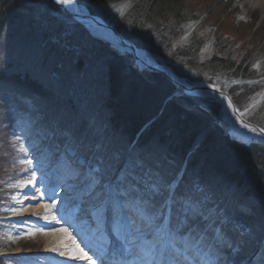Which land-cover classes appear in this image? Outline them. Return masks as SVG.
Instances as JSON below:
<instances>
[{"label":"rangeland","instance_id":"1","mask_svg":"<svg viewBox=\"0 0 264 264\" xmlns=\"http://www.w3.org/2000/svg\"><path fill=\"white\" fill-rule=\"evenodd\" d=\"M30 1H32L30 7L33 9L35 16L40 17L47 25L60 26L59 32L53 34L74 37L76 41H83L90 47L91 43L88 40L92 39L108 42L116 48L125 49L115 40L111 32L91 27L86 28L85 25L79 24L71 18L69 13L63 11L82 16L89 15L90 9L86 0H84L83 6L75 0H69L68 4H64L67 9H59L52 0ZM143 2L149 5L150 1H105L104 15L109 19L111 25L118 28L121 27L122 23L123 27L126 22L128 24L129 20L125 19L133 12L132 8L141 6ZM151 5L153 4L151 3ZM91 9L96 10V6ZM151 13L156 14L158 10L154 8ZM95 15L99 17L102 12L98 11ZM36 31H38L39 36L41 35L39 39L42 40L46 36L42 34L43 31ZM140 31L139 43L147 48H143V58L141 59L150 64L155 61H162L164 65L176 68L181 75L183 73L186 76L184 78L190 86L207 87L221 92L233 90L237 98L241 96V112L246 119L264 118V7L257 10H253V8L243 10L241 5H237V0H171V11L166 15V19L156 23H146ZM134 32V29L129 32V35L133 38H135ZM173 33L181 34V36L177 39L172 35ZM156 34L163 35L159 39L155 36ZM19 35L21 36L19 42L14 39L11 43L8 38L0 41V70H3L1 65L4 68L0 73L3 78H6L8 74L14 75L15 72H23L27 68H30L34 77L43 74V69L48 70L50 80L54 81L49 84L42 82L45 88L42 94L44 100L41 99L39 94H24V96L36 99L42 105L51 103L59 105L64 110L63 114L65 116V109L69 108L75 115L76 111L80 110L78 107L79 102L75 100L71 102L69 98V103L62 104L63 99H60L61 95H58L59 92L62 94L63 91L69 90V87L75 83L71 73L66 72V75H60L55 73V69H50L51 65L44 68L35 66L30 54L39 50L38 42L36 44L35 40L27 41V34ZM194 36L197 39L191 40ZM144 38H146V42ZM47 42L50 44L55 43L53 39L49 38ZM188 44L196 46H192L190 50H185ZM33 47L34 50H32ZM43 47L41 46V48ZM64 50L60 49L53 54L52 60L56 61L71 57ZM26 52L27 57L23 58ZM74 55H76L74 62L89 61L84 53L77 52ZM213 59L214 62L218 60L225 64V68L221 67V72L218 74L213 68ZM238 68H240V71L236 74ZM84 72H86V69H82L80 75L88 77ZM94 78L100 79L99 73ZM79 82L85 83V80ZM99 82L100 80L94 84L96 88L93 89V96L89 93L85 96L88 101L92 99L87 104L89 108L96 103ZM71 89H74V87ZM177 91L179 92L178 88ZM197 96H200L199 103L212 105L218 110L225 123L230 125H226L227 131L233 128L232 131L241 133L245 131L244 135L247 138L262 137L253 128H248L235 120L231 104L226 98L210 92H203L197 94ZM97 98L99 97L97 96ZM67 113H69L68 110ZM258 125L264 127L263 123ZM1 132H3L2 127ZM17 139L19 140V148L16 150L19 154L17 161L19 166L16 168L18 181L12 183L13 199L8 208L3 211L10 215L9 217L14 215L19 217L14 219L13 228L6 230L7 237L10 239L8 241H14V245H18L20 241L31 247V250L28 249V251L20 246L14 250L19 256H26L22 264H55L53 261L59 259V254L51 256L46 253L44 247L50 238L48 235H43L44 233L58 234L61 231L58 236L65 235V239L79 241L81 247H84L83 245L86 243H90L92 248L99 246L102 250H109L105 243L109 238H112L113 241L115 233L111 231L109 236V230H111L110 220L108 225L106 215L101 216L96 213L95 204L99 201L101 194L97 185L69 167L62 170L57 164V168L48 170L45 160L38 157V152L33 149L36 146L32 143H26L25 138L18 137ZM9 149L8 146L3 145L2 151L7 152L6 159L10 157ZM8 171L9 168L5 164V181ZM250 239L252 237L248 235L247 241ZM96 240L98 243L92 244ZM108 244L110 243L108 242ZM147 248V245H145V251H147ZM135 251L140 252L139 248H136ZM95 257H92V259L98 264L99 259ZM60 259L66 263L71 260L65 256ZM93 260L82 262L81 259H77L74 264H91ZM262 261H264V258ZM197 263L201 264V261H197ZM222 264H225V262Z\"/></svg>","mask_w":264,"mask_h":264},{"label":"trees","instance_id":"2","mask_svg":"<svg viewBox=\"0 0 264 264\" xmlns=\"http://www.w3.org/2000/svg\"><path fill=\"white\" fill-rule=\"evenodd\" d=\"M86 2L91 14H97V10L91 9L95 2L93 0H86ZM31 3L30 0H0V41L6 38L12 41L14 38H18L19 34H27V41L35 40L36 44L38 42L39 50L30 54L35 66L44 68L51 65L50 69H55V73L59 72V69L63 71L66 68L67 73H71L77 85L76 88L69 89L73 92L71 102L74 100L79 102L80 110L76 111L74 115L71 109H65V116L64 110L55 111L53 109L55 104L51 103L47 105L39 119L36 117V113L27 110L29 109L27 104H25V108L18 106L21 103L15 101V93L8 87L16 84L22 90L26 88L33 92L32 90L38 87V82L42 86L43 83L39 79L32 78L34 76L31 74L30 68L24 72H15L16 76L8 74L6 78H3L0 73V132L7 118L10 119V124L15 126L23 121L24 126L29 127V132L32 127H45L43 123H46L54 126L51 129L54 142L51 154L56 155L61 149L73 148L80 156L87 159L104 160L103 166L101 164L102 173L103 169L106 172L112 166L118 167L122 158L130 151L128 166L134 168L133 175L138 176L140 173L134 162L148 160V170L153 183H167L177 179L183 166L188 165L185 178L191 175L194 180L202 179L200 184L208 183V186L218 188L219 194L226 189L228 191V187L233 186L234 194L228 195L230 196L229 200L223 199L222 213L226 214V220L230 219L225 226L221 227L222 234L227 239V245L234 247L240 243L238 223H243L246 227L249 226L248 228L253 231L254 238L247 246H241L244 255L251 256L253 251L258 249L262 236H264V142L253 143L250 147H246L231 139L227 133V126L220 118L217 109L211 105L199 103V98L196 101L192 97L182 100L181 94L176 95L175 87L165 77L163 78L157 73L138 72L133 67V59L130 55L119 54L103 41L88 40L94 49V54L103 64L100 79L94 78L89 82H79L82 81L80 71L82 69L92 70V67L85 68L86 64L80 66L81 63H79L75 67L69 68L72 66L71 59L53 61L52 56L60 49L62 50V47L72 48L66 50L68 53L74 47H77L78 50H73L72 53H84L83 49L88 46L83 41H76L74 37L53 34L59 32L60 26L47 25L40 17L35 16L30 7ZM154 8L158 10L156 15L151 13ZM132 9L131 16L128 15L125 19L129 20L128 24L126 22L127 25H123L125 28L121 29L125 37L131 29H134L136 41L139 42L141 34L137 33L147 22L150 24V22L156 23L166 19V15L171 11V0H159L153 5L150 2L149 5L143 2L141 6ZM44 28L45 30H43ZM36 30L43 31L42 34L48 36L42 38L44 42L39 39L41 35L39 36ZM162 35L156 34L155 36L161 39ZM172 35L176 37L177 34L173 33ZM48 38L53 39L55 43H48ZM144 41L146 42V38ZM41 46L44 47L41 48ZM190 48L185 50H190ZM34 49L33 47L32 50ZM26 57L27 52L23 55V58ZM213 63L215 68H225V64L218 60ZM239 71L240 68L236 69V74ZM93 74L94 72L87 73L88 77L83 80H87L90 76L94 77ZM39 76L48 84L54 81H47L44 73ZM17 79H21V82H17ZM99 80L97 94L99 98L96 96L95 105L89 108L87 104L92 99L88 101L85 96L88 93L93 96V89L96 88L94 84ZM110 89L112 92H109ZM27 90H24L26 95H28ZM58 95H61L59 98L63 99L62 104L69 103L68 90L64 94L59 92ZM21 96L19 99L25 97ZM231 96L239 107L241 96L238 98L239 100L234 93ZM192 108L196 110L197 116H190L193 112ZM160 111L171 116L169 125H166L168 132L165 134L168 135L155 137L151 149H144L138 145L131 149L133 142L137 139L139 129ZM177 135L180 136L182 143L190 144L191 141H194L195 149L193 150L194 147L186 149L187 154H192L191 158L190 156L184 157L187 162H180L174 157L178 149L172 139L174 140ZM165 159H171L172 166L166 164ZM150 176L139 175L143 184L148 182L147 179ZM216 181L219 182V185L215 184ZM181 185L184 186V183L181 182ZM159 193L163 194L161 191ZM219 198L217 197L216 204L221 209ZM232 204H241L242 206L232 207ZM235 228L237 230L233 233L231 230Z\"/></svg>","mask_w":264,"mask_h":264},{"label":"snow or ice","instance_id":"3","mask_svg":"<svg viewBox=\"0 0 264 264\" xmlns=\"http://www.w3.org/2000/svg\"><path fill=\"white\" fill-rule=\"evenodd\" d=\"M56 2L68 4L69 0ZM141 183L142 178L136 175L123 177L102 193L103 198L96 206V213L107 214L110 220L111 231L115 233L112 246L129 253L139 248L145 253L139 264H149V255L151 264H181V256L201 242L209 229L200 222L194 208H185L178 216L173 215L167 203L157 208L155 199L159 193L152 189L150 196L145 195L147 189H142ZM79 257L91 259L82 249Z\"/></svg>","mask_w":264,"mask_h":264},{"label":"bare ground","instance_id":"4","mask_svg":"<svg viewBox=\"0 0 264 264\" xmlns=\"http://www.w3.org/2000/svg\"><path fill=\"white\" fill-rule=\"evenodd\" d=\"M76 1L78 2L79 5H81V6L84 5V0L83 1L76 0ZM93 1L95 3H93V4L91 3L92 4V7H95L96 6V10L102 12V15L99 16L98 17V20L96 19L95 22H97V23H104L108 27L112 28L115 31V33L119 35V36H116L115 39L121 44V46L125 47V49L116 48V47L112 46L108 42H105V43H107L112 50L117 51L119 54H122V55H130L128 53V51H127V46L128 45H132L137 40V37L135 36L136 39L133 38L131 35H129V32L128 31H127L128 34L125 37V35H123V30L121 29L123 27H120L119 26L118 28H116L115 26L111 25V23L109 22V19L104 15L105 1H109V0H93ZM158 1L159 0H150V2L152 4H154V2L155 3H158ZM53 2L55 4H58L60 7H62V4L57 3L56 0H53ZM237 5L238 6L241 5V8L243 10H247V9H250V8L251 9L253 8V10H257L258 8H263L264 7V0H237ZM89 13H91V12H89ZM75 15H77L78 18H75V17H72V18L77 23H79V24L82 23L83 25L87 24L89 27L95 28L94 25L90 24L88 21H85V19H81V16L82 15H79V14H75ZM92 22L95 24L94 21H92ZM137 34H141V31L138 32ZM84 50H85L84 55L89 58L88 59L89 60L88 62H90L91 64L98 65V57L94 54V49L92 47L88 46ZM163 71L167 74V76H164V74H162V73L160 75L163 78L165 77L166 80H168L170 83H172V81L177 82V83H180L179 77H182L184 75L183 73L181 75L176 70V68L171 67V66H166L165 70H163ZM66 72H67V70L65 68L63 71L59 69V72H56V73H59L60 75H63ZM43 73H44L47 81H50V77L48 75L49 74V71L43 69ZM32 78L39 79L43 83L45 82V81H43V79L41 78V76H35V77H32ZM45 84H47V82H45ZM8 88L11 89L15 93V101L18 102V103H21L19 101V100H21V99H19V96H21V94H26V92L24 90H22L16 84H12ZM68 92L70 94V99H72L73 92L70 91V90H68ZM109 92H112V90L110 89ZM64 93L65 92L63 91L62 94H64ZM34 94H36V93H34ZM21 97H24V96H21ZM188 97H190V98L192 97L193 100L196 101L197 98H199L200 96H194V95H191L189 93H185V90L182 89L181 90V99L182 100H188ZM24 98L27 99V100H29V101H31L32 103H34L36 105L35 100L30 99V98H27V97H24ZM21 104H24V102L21 103ZM53 109L55 111H57V112H60V111L63 110V109H61L59 107V105H54ZM192 109L193 110H191V111H193V112L190 114V116H197L196 110L194 108H192ZM219 116L224 121V118L222 117V115L219 114ZM243 117L244 116H243V114L241 112V107H238L236 109V111H235L234 118H235L236 121L240 122V119H242ZM170 119H171V116L170 115L167 116L165 114V112H161V111L159 113H157L155 116H152L150 118V120H148L147 122H145V125H143L141 129H139V133H138V136H137L138 137V139H137L138 142L136 143V145H138L139 147L144 148V149H148L150 147H153L152 143H154L153 142V139L155 137H158V136H167L168 135V134H165V133L168 132V129H166V125L167 126L169 125ZM262 123L264 124V118L263 117H258L255 120L252 119V118H250L248 120V122H246V123H244L242 125H244V126H246L248 128H252L253 126H255L257 124H262ZM139 127H140V125L138 126V128ZM17 133H18V131L15 128L13 132H11L10 134L3 135L2 137L5 138V139H14V138L18 137V135H15ZM233 134H234V136H229V134H228V136L231 139H234L239 144H241L243 146H246V147H250L253 144L252 141H251V139L250 138H247L244 135L245 134V131L243 133H241L239 131H233ZM139 137H140V139H139ZM172 141L174 142V144L177 146V149H178L177 150V153L174 155V157L176 159H178L180 162H182V161L183 162H187V161L184 160V157L185 156H190V158H191L192 154L191 153L190 154H187L186 149H188L190 147H194V141H191L190 144L189 143H182L181 138L178 135H177V137H174V140L172 139ZM256 148H259V147H256ZM194 149H195V147L193 148V150ZM56 155H58V154H56ZM47 158H49V155H45L44 156V159H47ZM50 160H60V161H62V160H65V158H63L62 156H59V157H55V158H50ZM165 163L172 166L171 159H168V160L165 159ZM197 163L200 164L199 161H197ZM194 171H197V170H194ZM185 179L187 181V178H185ZM215 184L219 185V182L216 181ZM191 186L192 187H195L199 191L202 190V188H198L195 185H191ZM234 191L235 190H234L233 186L228 187V191L226 189V192H227L228 195H230L231 193L234 194ZM237 194H239V193L237 192ZM235 205L242 206L241 204H232V207L235 206ZM14 216H16V215H14ZM48 226H50V225H48ZM60 233H61V231L58 232V234H60ZM58 234H55V233L54 234H49V233H47V234L44 233L43 234V235H48V237L50 238L49 241H47L46 246H45L46 253H48L51 256H56L57 254H59V259H56V261H53V262H55V264H74V263H76L75 261L77 259H81L82 262H87L89 260H91V261L93 260L92 257L95 255V253H94V251L92 249H91L90 252L87 253V252L84 251L86 249H83L77 241H74L72 239H65L64 238L65 235L58 236ZM81 249L91 259H82V258H80L79 257V253H80V250ZM63 256H65V257H67V258H69L71 260H69V262H67V263L66 262H62V260L60 258H62ZM91 264H93V263H91ZM95 264H97V262H95Z\"/></svg>","mask_w":264,"mask_h":264},{"label":"water","instance_id":"5","mask_svg":"<svg viewBox=\"0 0 264 264\" xmlns=\"http://www.w3.org/2000/svg\"><path fill=\"white\" fill-rule=\"evenodd\" d=\"M66 13H67V12H66ZM72 16L75 17V18H78L77 15H72ZM83 19H86V18H83ZM89 19L92 20V21H94L93 18H89ZM96 24H97V26H99V27L106 28V29L110 30L111 32L115 33V31H114L112 28H110V27H108V26H105L104 24L97 23V22H96ZM115 35L118 36L116 33H115ZM130 48L134 51V49H133L131 46H130ZM201 90H203V89H201ZM188 91H189V92H195L196 90H195V89H190V90H188ZM234 114H235V110H234Z\"/></svg>","mask_w":264,"mask_h":264}]
</instances>
